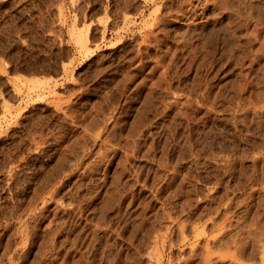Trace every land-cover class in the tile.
Instances as JSON below:
<instances>
[{
  "label": "rangeland",
  "instance_id": "1",
  "mask_svg": "<svg viewBox=\"0 0 264 264\" xmlns=\"http://www.w3.org/2000/svg\"><path fill=\"white\" fill-rule=\"evenodd\" d=\"M99 263L264 264V0H0V264Z\"/></svg>",
  "mask_w": 264,
  "mask_h": 264
},
{
  "label": "bare ground",
  "instance_id": "2",
  "mask_svg": "<svg viewBox=\"0 0 264 264\" xmlns=\"http://www.w3.org/2000/svg\"><path fill=\"white\" fill-rule=\"evenodd\" d=\"M232 2V1H231ZM224 3V2H223ZM223 3H222V5H223ZM227 3V2H226ZM207 4V3H206ZM235 4V3H234ZM221 7V6H220ZM156 10V9H155ZM226 10V9H225ZM229 10V9H228ZM233 10V9H232ZM244 10V9H243ZM241 11V10H240ZM157 12V11H156ZM152 13H154V12H152ZM151 13V14H152ZM175 13V12H174ZM230 14H232V13H230ZM247 14V13H246ZM150 17V16H149ZM209 19V18H208ZM150 24V23H149ZM149 26H151V25H149ZM155 26V25H154ZM227 26V25H226ZM146 27V26H145ZM162 27V26H161ZM239 27V26H238ZM216 30V29H215ZM88 31V30H87ZM86 31V32H87ZM157 31V30H156ZM193 31V30H192ZM220 31V30H219ZM188 33V32H187ZM207 34H208V32H207ZM87 35H88V33H87ZM189 35V34H188ZM152 36V35H151ZM195 36V35H194ZM155 37V36H154ZM231 37V36H230ZM78 38H79V36L77 37V40H78ZM88 38V37H87ZM87 38H86V35L83 37L82 36V38H80L79 40H80V42H79V44H81V43H84L83 45L81 44V46L83 47H85V44L87 43L86 41H88L87 40ZM167 38V37H166ZM142 40V39H141ZM221 40V39H220ZM143 41V40H142ZM221 42V41H220ZM224 42V41H223ZM204 43V42H203ZM208 43V42H207ZM252 43V42H251ZM142 44V43H141ZM207 45V44H206ZM236 45H238V43L236 44ZM243 45V44H242ZM205 47V46H204ZM250 47V46H249ZM81 48V47H80ZM244 48V47H243ZM246 49V48H245ZM208 52V51H207ZM206 52V53H207ZM222 52V51H221ZM250 52V51H249ZM259 52V51H258ZM228 53V52H227ZM234 54V53H233ZM205 55V54H204ZM221 55V54H220ZM230 56V55H229ZM218 57V56H217ZM239 57V56H238ZM224 58V57H223ZM228 58V57H227ZM240 58V57H239ZM151 59V58H150ZM139 60V59H138ZM230 60V59H229ZM233 60V59H232ZM236 61V60H235ZM158 62H159V60H158ZM255 62V61H254ZM155 63H157V62H155ZM161 64H163V63H161ZM157 67V66H156ZM219 67V66H218ZM249 69V68H248ZM259 69V68H258ZM257 69V70H258ZM256 72V71H255ZM258 72V71H257ZM175 73V72H174ZM241 74V73H240ZM161 75V74H160ZM241 77V76H240ZM162 79V78H161ZM157 82V81H156ZM251 84V83H250ZM256 84V83H255ZM258 84V83H257ZM167 88V87H166ZM165 90V89H164ZM160 92V91H159ZM147 94V93H146ZM149 97V96H148ZM152 97V96H151ZM166 97V96H165ZM158 103V102H157ZM153 105V104H152ZM179 111V110H178ZM101 114V113H100ZM172 119V118H171ZM140 120V119H139ZM173 123V122H172ZM136 125V124H135ZM142 125V124H141ZM130 131V130H129ZM134 131H135V129H134ZM136 131H138V130H136ZM131 132V131H130ZM169 135V134H168ZM170 137V136H169ZM185 139V138H184ZM42 140V139H41ZM39 141V140H38ZM187 141V140H186ZM167 142V141H166ZM185 142V141H184ZM189 143V142H188ZM102 145V144H101ZM169 145V144H168ZM39 147V146H38ZM186 147H188V146H186ZM196 148V147H195ZM187 149V148H186ZM128 150V149H127ZM131 150V149H130ZM36 152V151H35ZM129 152V151H128ZM127 156V155H126ZM78 158V157H77ZM102 158V157H101ZM127 166V165H126ZM93 167V166H92ZM61 168V167H60ZM131 169V168H130ZM17 170V169H16ZM84 175V174H83ZM25 176V175H24ZM11 178V177H10ZM9 182V181H8ZM22 185V184H21ZM15 189V188H14ZM11 191V190H10ZM13 191V190H12ZM120 191V190H119ZM77 192V191H76ZM46 194V193H45ZM120 195V194H119ZM130 198V197H129ZM55 199V198H54ZM14 200V199H13ZM57 200V199H56ZM78 202V201H77ZM52 203V202H51ZM82 204V203H81ZM110 204V203H109ZM106 208V207H105ZM24 209V208H23ZM75 209V208H74ZM3 210V209H2ZM32 211V210H31ZM169 214V213H168ZM89 218V217H88ZM155 219V218H154ZM18 220V219H17ZM53 220V219H52ZM102 220V219H101ZM64 222V221H63ZM87 222V221H86ZM99 222V221H98ZM65 223V222H64ZM94 223V222H93ZM92 223V224H93ZM133 223V222H132ZM98 224V223H97ZM128 226V225H127ZM16 227V226H15ZM103 227V226H102ZM101 227V228H102ZM28 228V227H27ZM26 228V229H27ZM59 228V227H58ZM89 229V228H88ZM122 229V228H121ZM24 230H25V228H24ZM94 230V229H93ZM115 230V229H114ZM95 232V231H94ZM130 233V232H129ZM111 234V233H110ZM108 235V234H107ZM132 235V234H131ZM52 236V235H51ZM133 236V235H132ZM102 237V236H101ZM45 240H47V239H45ZM91 240H92V238H91ZM114 240V239H113ZM43 241V240H42ZM89 244V243H88ZM107 245V244H106ZM113 245V244H112ZM134 247V246H133ZM253 249V248H252ZM253 251V250H252ZM132 252H133V250H132ZM125 255V254H124ZM53 256V255H52ZM102 256V255H101ZM114 257V256H113ZM82 258V257H81ZM204 259V258H203ZM61 261V260H60ZM110 261V260H109ZM133 262V261H132ZM124 263V262H123ZM100 264V263H99Z\"/></svg>",
  "mask_w": 264,
  "mask_h": 264
}]
</instances>
